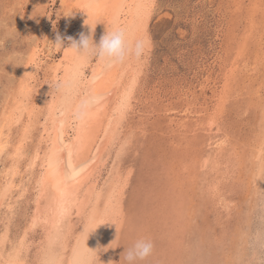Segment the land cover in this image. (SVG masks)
Wrapping results in <instances>:
<instances>
[{"label": "rangeland", "instance_id": "374dc122", "mask_svg": "<svg viewBox=\"0 0 264 264\" xmlns=\"http://www.w3.org/2000/svg\"><path fill=\"white\" fill-rule=\"evenodd\" d=\"M44 3L53 5V10L60 9L61 0H0V115L8 89L26 65L27 56L36 50L35 38L42 30L36 28L44 23L43 13H39ZM254 5L259 7L256 6L258 16L252 15L256 10ZM263 11L264 0H154L145 40L149 56L123 134V138L130 133L132 137H127L128 146L119 166L122 172L131 175V182L124 197L119 227L113 235L115 264L120 259L125 264L121 254L141 237L151 238L155 247L153 254L138 264H235L237 251L245 248L247 237L256 230L257 218L264 214V208L257 209L258 197L264 195L256 185V177L263 175L262 169L256 170L257 162L256 166L252 164L255 150L264 143V55L259 59L262 62L256 59L264 53V24L255 25L252 19L257 17L255 22H264ZM62 19L60 25L65 29L60 35L65 37L64 33H68L69 36L71 27L64 15ZM256 28L253 38L259 41L258 46L246 47L243 40L249 36L247 30ZM59 56L52 53L49 58L59 59ZM43 73L42 69V80ZM227 80L231 86L222 104L218 94ZM254 91H259L258 99ZM218 103L222 112L218 111L219 119L212 128L214 118L211 121L210 118ZM215 138H225L227 159L231 157L235 163L240 160L236 169L228 172L224 169L227 177L222 182L218 180L223 195L234 202L229 217L225 207L219 206L220 197L211 194L213 187L205 186L214 170L206 165L203 172L200 166L206 161V152L211 150L210 139ZM233 151H239L242 158ZM191 156L198 157L199 163L193 164L200 166V171H194ZM113 160L114 155L110 165ZM190 171L195 173L190 175ZM104 175L105 181L107 174ZM237 180H241L240 185ZM247 180L259 190L249 191ZM29 193L28 206L32 208L33 191ZM224 224L228 231L223 239L217 234Z\"/></svg>", "mask_w": 264, "mask_h": 264}, {"label": "bare ground", "instance_id": "6f19581e", "mask_svg": "<svg viewBox=\"0 0 264 264\" xmlns=\"http://www.w3.org/2000/svg\"><path fill=\"white\" fill-rule=\"evenodd\" d=\"M43 5L39 13H43L45 19L43 26L36 28L42 29L35 38L36 50L34 49V54L27 56L29 59L26 65L19 75L16 74L17 83L8 89L5 106L0 115V264H89V261H94V264H99V261L100 264H107L109 260L115 262L117 252L113 235L118 226L131 176L125 171L122 172L119 166L127 145V137H132L130 133L123 138V134L126 120L128 121L129 113L134 107L133 102L142 80L149 48L145 42L142 58L130 57L122 63L108 66L95 57L77 56L66 49V40L65 49L54 47L53 35H63L65 28L60 24L64 15L71 27L69 36L76 39H79L82 32L89 34L92 28L94 42L98 44L107 28L118 26L126 29L132 41L141 38L145 41L154 0H61L60 9H54L55 11L53 5ZM254 6L255 14H251L258 16L259 7ZM254 19L253 24H264L262 20L255 22ZM257 28L247 30L249 36L243 40L246 47L252 44L258 46L259 41L257 43V39L253 38L256 37ZM64 34L65 37L68 36V33ZM242 50L246 48L242 47ZM251 52L252 50L249 53ZM52 53H59L60 58L51 60L49 57ZM262 55L264 53L256 56L257 61ZM260 62L262 61L259 60ZM42 69L45 71L43 80L40 79ZM58 84L62 86L60 91H57ZM230 86L227 80L223 91L218 94V99L221 100L219 102H225ZM258 93L259 91H254L257 99ZM85 99L91 101V106L86 110L80 108ZM254 99L256 100V97ZM216 106L218 107L213 111L212 118L209 117L210 121L214 118L211 121L212 128L216 125V119H219L218 111H221L220 104ZM217 138L210 139L211 150L206 152V161L200 166L203 172L206 165L211 166V171L214 170L213 175H208L210 181L207 179L205 186L213 187L211 194L220 197L217 199L219 206L223 205L227 216H232L230 206H234V202L223 195V188L219 187L218 180L227 177L224 175V169L228 172V169L235 168L240 160L237 159L238 163H235L231 157L227 159V142L225 138ZM130 144L133 146V143ZM233 153L242 158L239 151ZM113 155L114 162L110 165L109 161ZM191 157L194 166L193 163L198 157ZM197 163L199 162L195 164ZM252 164L257 165L256 170L258 167L262 169L263 175L256 177V185L264 191V143L263 147L259 146L255 150ZM200 166H194V171H200ZM260 168L258 169L261 170ZM104 173L107 174L105 181L102 179ZM193 178L199 179L198 176ZM179 181H182L184 186V181ZM240 182L241 180L239 185ZM246 185L249 191L259 190L255 188V183L252 185L248 181ZM244 187L246 189V186ZM32 191L31 208L28 206V195ZM121 224L123 227V223ZM218 226L221 227L220 222ZM221 231L217 234L219 238L226 235L227 226ZM87 247L92 251L102 249L98 251L99 259Z\"/></svg>", "mask_w": 264, "mask_h": 264}, {"label": "clouds", "instance_id": "9594fccd", "mask_svg": "<svg viewBox=\"0 0 264 264\" xmlns=\"http://www.w3.org/2000/svg\"><path fill=\"white\" fill-rule=\"evenodd\" d=\"M93 35L94 30L92 28L87 35L83 32L80 33L79 39L72 36L62 37L57 33L55 43H51L56 48L65 49L66 40L68 44L66 49L71 50L77 56L95 57L108 66L122 63L130 57L140 59L145 53L144 39L132 41L123 27L112 26L107 28L98 44L94 42ZM61 88L62 86L58 84L57 91H60ZM90 106L91 101L85 99L81 102L80 108L86 110ZM262 208H264V195L258 197L257 209ZM257 225L256 230L247 237L248 242L245 248L237 251L235 264H264V214L258 216ZM154 247L151 238L141 237L135 240L129 248L124 249L121 258H123L125 264H138V262L146 260L153 254ZM88 250L95 253L99 259L98 251L102 249L92 251L88 248ZM89 264H94V261H89ZM107 264H115V262L109 260ZM119 264H121V259Z\"/></svg>", "mask_w": 264, "mask_h": 264}]
</instances>
